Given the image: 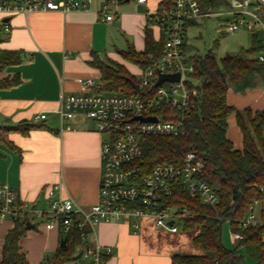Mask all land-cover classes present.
I'll list each match as a JSON object with an SVG mask.
<instances>
[{
	"label": "crops",
	"instance_id": "1",
	"mask_svg": "<svg viewBox=\"0 0 264 264\" xmlns=\"http://www.w3.org/2000/svg\"><path fill=\"white\" fill-rule=\"evenodd\" d=\"M132 1H120L113 7L110 21H102L98 13L104 0H93L87 9L67 13L0 12L1 48L22 53L18 65L0 72V79L17 75L20 80L15 86L0 88V127L4 129L0 182L10 185L34 207H46L45 190L53 185L59 188L56 197L71 199L83 209L98 201L103 135L93 121L85 122L87 118L61 123L56 110L61 97L82 91L83 80H93L96 91L103 84L100 72L90 65L95 57L122 64L133 76L129 66L140 74L141 70L124 61L118 51L130 46L143 51L144 31L151 27L149 15L156 11L158 0ZM153 31L156 35V28ZM227 103L236 110H264V88L244 93L228 90ZM39 114H45L46 119L35 120ZM66 125L71 128L61 130ZM226 136L235 149L242 148L234 113L227 119ZM150 224L141 221L143 233L149 231ZM12 227L9 220L0 222V261L4 236ZM131 230L122 221L96 223L90 239L103 252L109 250L106 264H171V255L153 253ZM61 234V229L43 226L28 229L19 242L27 264H40L51 257L59 248Z\"/></svg>",
	"mask_w": 264,
	"mask_h": 264
},
{
	"label": "built area",
	"instance_id": "2",
	"mask_svg": "<svg viewBox=\"0 0 264 264\" xmlns=\"http://www.w3.org/2000/svg\"><path fill=\"white\" fill-rule=\"evenodd\" d=\"M93 0H12L0 1V12L5 14L33 12H63L85 10ZM121 0H104L98 11L102 21L113 19L115 7ZM146 0H137L144 3ZM152 25L164 34L161 56L140 72L138 90L140 94L101 93L95 90L94 81H82L80 93L61 97L56 114L60 122L74 121L78 117L92 120L100 134H107L102 141V171L99 181L98 201L83 209L68 198L56 197L57 185L46 188L45 208H37L22 200L7 183L0 182V222L14 223L20 219L46 230L61 229L64 235L70 232L72 217L80 220L74 227L80 233L81 252L89 264H106L101 257L108 256L109 250L90 239L95 225L101 221H122L133 231L140 228L142 220H148L153 227L169 233L181 229L185 217H191L185 208H167L164 202L171 197L177 184L182 185L189 197L198 198L204 205L215 208L219 198L213 189L198 178L202 171L203 159L194 152L184 155L179 166L157 163L150 171L139 176L135 163L142 157L141 138L176 137L183 131L184 124L176 114H188L195 110L202 80L195 76V57L188 52L186 30L209 18H221L225 31L221 34L246 30L259 33L264 41V0H224V5L215 10H202L197 0H175L172 7L155 11ZM4 32H9L4 27ZM151 58V55H149ZM264 63V51L255 55ZM178 74L174 82L164 81L157 85L159 76ZM137 90V91H138ZM142 118L155 117V121ZM45 114L35 120L43 121ZM69 125L61 130H69ZM264 190V188H261ZM264 202L254 201L237 228L259 226L264 219L259 216ZM171 222V224H169ZM235 243L242 239L238 232H231Z\"/></svg>",
	"mask_w": 264,
	"mask_h": 264
},
{
	"label": "trees",
	"instance_id": "3",
	"mask_svg": "<svg viewBox=\"0 0 264 264\" xmlns=\"http://www.w3.org/2000/svg\"><path fill=\"white\" fill-rule=\"evenodd\" d=\"M174 1L158 0L156 11L169 9ZM197 1L202 10H215L224 5V0ZM152 17L149 15L151 27L144 31L143 51L137 52L131 46L118 51L124 61L137 66L141 71L158 59L163 51L164 34L156 29L155 35ZM259 36V33L252 34L250 48L240 54L224 56L220 64L209 55L195 57V76L202 80V86L195 110L188 114H176L183 120L182 133L176 137L141 138L142 157L134 164L139 176L146 175L157 163L179 166L186 153L194 152L204 162L197 177L205 181L219 198L216 207L212 208L202 204L198 198L189 197L186 189L177 184L173 195L165 200L164 207L185 208L191 215L183 219L181 230H196L191 237V244L202 252L192 255L171 254V264H244L240 248L257 264H264V224L237 228L238 221L245 217L255 200L264 202V190H261L264 188V110H236L227 103L228 90L244 93L259 84L264 85V63L255 58L256 54L264 51V41L258 39ZM21 54V51L7 50L0 46V72L18 65ZM90 65L100 72L103 82L97 87V92L129 95L141 93V89H134L138 81L122 64L104 62L95 57ZM19 82L17 75L12 79H0V88L15 86ZM233 113L242 136L240 150L235 149L226 136L227 119ZM3 130L0 127V141ZM259 216L264 219V208H260ZM79 220V216L72 217L66 247L58 248L40 264H67L72 261L76 248L82 246L80 233L73 225ZM224 222H228L231 232L242 235L234 249H228L222 244L221 228ZM27 231L25 221H14L13 227L3 239L0 264H27L26 255L19 246ZM63 236L61 234V238ZM101 259L106 262L108 256H102Z\"/></svg>",
	"mask_w": 264,
	"mask_h": 264
},
{
	"label": "rangeland",
	"instance_id": "4",
	"mask_svg": "<svg viewBox=\"0 0 264 264\" xmlns=\"http://www.w3.org/2000/svg\"><path fill=\"white\" fill-rule=\"evenodd\" d=\"M134 1H129L125 4H131ZM221 18H209L205 21L198 22L197 25L187 28L186 41L188 46V52L191 55L205 56L209 55L214 57L218 64L220 60L226 55L240 54L242 51L247 50L251 46L252 34L246 30H240L235 33H223L225 31V24L221 21ZM155 33V32H154ZM258 39L262 40V35ZM106 58L104 57L103 60ZM129 71L134 74L136 81L140 80V74L136 73V69L131 66L128 67ZM257 87L264 88V85L259 84ZM245 120V115L242 114ZM86 119V118H84ZM86 123L93 124L92 120L86 119ZM104 140H108L109 136L104 134L102 136ZM41 227V224L37 225ZM143 228H139L131 233L140 238V240L146 245L153 253H160L161 255H171L174 253H182L187 255L201 254L200 250L194 248L191 244V237L196 232L192 230L185 232L179 230L177 233H169L162 230H158L150 224L149 231L143 233ZM221 241L222 244L228 249H234L235 243L231 239V231L228 222H224L221 228ZM239 252L244 257V264H257V262L248 256L243 249H239ZM113 254V253H112ZM111 254V255H112ZM67 264H89L88 260L80 257L77 261H71Z\"/></svg>",
	"mask_w": 264,
	"mask_h": 264
},
{
	"label": "water",
	"instance_id": "5",
	"mask_svg": "<svg viewBox=\"0 0 264 264\" xmlns=\"http://www.w3.org/2000/svg\"><path fill=\"white\" fill-rule=\"evenodd\" d=\"M126 2H128L129 0H125ZM179 79V75L178 74H173V75H163L161 74L158 78L157 81V85H159L160 83L164 82V81H170V82H174L177 81ZM134 89L135 91L138 90V85H134ZM140 119L144 120V121H155L156 118L155 117H147V118H142L140 117ZM171 224V222L169 223ZM34 224H31L30 222H26V227L27 229H33L34 228ZM66 240H67V235H64L59 242V248L60 249H64L66 247ZM81 256V252L77 253L75 256L72 257V261H77Z\"/></svg>",
	"mask_w": 264,
	"mask_h": 264
}]
</instances>
